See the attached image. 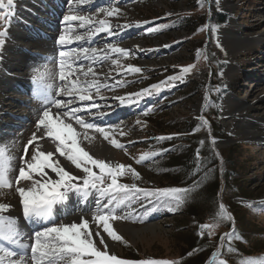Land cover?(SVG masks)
<instances>
[{"label":"rangeland","instance_id":"1","mask_svg":"<svg viewBox=\"0 0 264 264\" xmlns=\"http://www.w3.org/2000/svg\"><path fill=\"white\" fill-rule=\"evenodd\" d=\"M40 1L55 0H15V9L21 15L29 17L27 11L30 12ZM110 6L121 10L120 15L109 18L114 28L117 24L125 23L133 26L123 30L115 28L118 33L116 37H107L101 33L95 37L96 43L91 44V47L103 48L105 43H116L134 54L119 58L122 68L112 65L111 60L93 65L97 73L103 74L99 77L101 82L109 74L115 80L129 82L112 90L101 89V94L106 99L97 98V103L102 106L100 111L108 113L105 118H111V115H117L120 108L123 109L119 101L113 99L114 96L138 92L163 81L179 72L181 66L192 64L194 68L183 82H175V87L162 86L158 95L145 97L139 104L128 105V114L117 115L112 124L123 122L122 129L126 135L120 136L117 132L116 138L126 145V151L117 149L99 133H95L98 143L112 147L116 163L131 165L140 174L138 180L130 174L121 177V183H135L142 189H154L183 188L198 182L188 200L175 211H168L167 207L153 203L152 207L156 210L145 218L140 207L143 204L147 210L148 201L143 197L138 203L133 201L131 208L137 210L136 215L127 220L112 222L123 241L108 238L110 253L126 259H179L182 264H186L185 257H191L198 250L206 254L201 264H210L213 252L218 250L222 251L219 259L225 260L226 264H242L245 258H264V250L259 249L264 245V208H261V204H264V40L259 39L264 33V0H92L91 4L82 6L78 14L91 15L98 8ZM69 8L66 0L60 13L70 14ZM10 22L0 20V31L15 25L17 21L12 17ZM58 25L61 28L65 26L61 22ZM161 25L168 27L146 34L148 28ZM46 27L42 29V33L50 35L48 33L51 31ZM33 37L47 40L44 35ZM83 46L89 45L85 43ZM52 55L55 56L54 53ZM116 58L115 55L112 56V59ZM1 60L0 51V67ZM30 63H33V58L27 61V65ZM50 63H39L28 78L31 79L45 68L51 70L54 63ZM85 64L87 67V62ZM128 65L140 67L143 71L123 77L116 75L122 69L126 70ZM107 82L114 83V80L109 79ZM12 83L9 95L14 96V99L20 98L22 94L16 93L19 84ZM217 88L220 89L219 92L216 91ZM206 95L208 100H205ZM3 97L5 99L7 96ZM10 102H4V108L7 109L6 105ZM13 105L16 102L13 101ZM148 108H153V111L144 115ZM200 116L209 121V126L198 128L193 133V129L200 123ZM137 120L140 121L139 124L136 123ZM93 121L100 124L103 119L93 118ZM187 122L190 134L196 135L195 140L199 142L195 153L199 149L203 162V167L196 170L195 174L191 172L192 180L186 178L189 174L187 168L184 170L178 166L186 157L188 142L185 138L189 135L184 133L186 129L183 125ZM176 126L183 132L177 133L178 130L174 129ZM256 127L261 128L258 133H255ZM23 130L20 129L21 134H16V138L7 136L0 142L17 139V155H20L21 143L25 142ZM175 134H179L178 138ZM169 135L174 138L155 139ZM100 144L97 146L98 150ZM162 149L167 151L140 164L135 162L144 152ZM99 153L98 158L104 159L103 153ZM245 161L248 166L241 168L239 164ZM208 169L212 171L209 172ZM215 174L219 179L224 176V179L217 190L214 203L209 204L204 202H208V198L203 191L207 185L205 182L211 181ZM93 197L81 209L65 207L62 213L70 214L74 210L92 215L96 208V196ZM241 201L258 203L255 208L250 209ZM191 202L201 203L205 210L202 220L189 218L184 214L185 205ZM220 202L234 216V222L219 223L215 234L211 236L207 232L203 236L199 235V225L213 222L212 218ZM131 208L124 211H130ZM120 214L122 213H117ZM12 216H18L19 224L25 227V231H31L32 228L21 221L20 214ZM61 221L62 218L56 219V223ZM233 227L239 238L232 240L231 246L235 251L229 252L227 240L223 241L221 249V235ZM131 228L137 231L133 234ZM190 236L204 238L198 250L185 247V240Z\"/></svg>","mask_w":264,"mask_h":264},{"label":"snow or ice","instance_id":"2","mask_svg":"<svg viewBox=\"0 0 264 264\" xmlns=\"http://www.w3.org/2000/svg\"><path fill=\"white\" fill-rule=\"evenodd\" d=\"M68 3L70 14L64 15L61 23L65 26L56 38V45L59 47L54 67L51 70L45 68L31 77L34 85L33 97L39 104L35 131L27 143L23 144V154L19 156L16 140L0 142V196H6L14 190L13 194L18 197L23 219L39 227V230L29 234L20 226L18 217L8 214L13 205L0 202V241L3 242L0 243V264H182L179 259H126L110 253L108 238L112 241H123L112 222L127 220L136 215L137 210L131 208L133 201L138 203L141 197L148 201L147 210L143 204L140 207V212L145 218L156 210L152 207L153 203L167 207L168 211H175L188 200L198 182L183 188L154 189H142L135 183H121V177L130 174L138 180L140 174L131 165L114 164L105 159L94 158L81 146L85 141L91 144L96 138L94 133H99L111 145L126 151V145L116 138L117 132L120 136L126 135L122 129L123 122L100 126L93 122V118L102 120L108 115L100 111L102 106L97 103V98L106 99L101 94V89L112 90L129 82L123 79L115 80L111 74L105 76L104 82H101L99 77L103 74L97 73L93 65L111 60L112 65L122 68L119 58L134 53L116 43H105L103 48L91 47V44L96 43L95 37L101 33L107 37H116L118 33L115 28L123 30L133 25L125 23L113 27L109 18L121 14L118 7L98 8L96 13L82 15L78 14L82 6L91 4L92 0H68ZM14 15L15 0H0V20L10 24ZM167 27L168 25L150 27L146 34L159 32ZM81 29L84 31L81 32ZM6 36L5 28L0 31V46L5 44ZM85 43L89 46H83ZM197 53H200L199 49ZM113 55L117 58L112 59ZM193 68L192 64L181 66L179 72L163 81L138 92L114 96L113 99L118 100L121 106L139 104L145 97L158 95L162 86L175 87V82H183ZM142 71L140 67L128 65L126 70L122 69L116 75L123 77ZM109 79L114 80V83H108ZM216 91L219 92L220 89L217 88ZM205 100H208L207 95ZM151 111L153 108H148L144 115ZM198 119L200 123L193 129V133L198 128L209 126V121L204 116ZM136 123L139 124L140 121L137 120ZM178 135L175 134L176 138ZM173 138V135H169L155 139ZM44 141L54 144V151L46 150ZM212 143L214 144L215 140ZM164 151L167 150L144 152L135 162L140 164ZM60 157L68 164L62 163ZM69 165L80 170V174H74ZM201 167L203 162L198 149L194 174ZM208 171L211 172L212 169ZM73 194L82 204L86 203L90 196H96V208L90 219L80 215L78 222L56 223L53 216L54 207L65 204ZM241 203L252 209L258 202ZM128 208L131 210L124 211ZM261 208H264V204H261ZM118 212L122 214L117 215ZM212 219L211 223L199 225V235L203 236L207 232L211 236L215 234L219 223L234 222V216L223 202L218 204ZM237 238L239 237L234 227L223 233L221 249L223 241L227 240L228 251H235L231 242ZM221 255L222 251H214L210 264H226L225 260L219 259ZM242 264H264V258H245Z\"/></svg>","mask_w":264,"mask_h":264},{"label":"bare ground","instance_id":"3","mask_svg":"<svg viewBox=\"0 0 264 264\" xmlns=\"http://www.w3.org/2000/svg\"><path fill=\"white\" fill-rule=\"evenodd\" d=\"M65 3L66 0H55L53 2L40 1L39 3H37V6L30 10V12L27 11L29 17L21 15L15 9V15L13 16V18L17 21L15 23L16 26L11 25V27H7L8 35L6 38V42L3 46H0V51L2 54V65L0 67V140L7 138V136L9 138H16V134H21L19 133L20 129H24L22 132H25V134L23 133L25 144L31 137L32 132L35 131V123L38 118L37 109L39 108V104L30 96L29 88L31 86L32 80L29 79L28 76L32 73V71H34L35 67L39 63L44 62L51 64L50 62L52 61L54 63L59 47L58 45H56V38L63 28L58 25V22H62L64 17V15L60 13V9ZM54 20H56L57 23L53 24L52 22ZM44 27L51 31V33H48L50 35L42 33V29ZM35 35H44L47 37V40L45 41L43 38H34L33 36ZM259 39L264 40V33L259 36ZM53 53L55 54V56L52 55ZM31 58H33V63L27 65V61ZM48 58H52V61ZM3 73H5V75H3ZM12 82L18 83L19 86H21H18L16 88L18 89L16 93L19 95L22 94L20 98L14 99V96L11 97L9 95V92L13 88ZM3 96L7 97L3 99ZM6 101H11L8 105H6L7 109L4 108V104L6 103ZM13 101L16 102V105H13ZM122 108L123 109L120 108V111L117 115L123 116L127 113L126 110L128 108V105H125ZM117 115H115L114 118L111 117L112 120L111 118L104 117L103 121L100 123V126L112 124ZM260 130V127H256L257 132L255 133H258V131ZM254 131L255 130H253V132ZM94 135L96 138L91 144H88L85 141L81 146L85 147L87 151L89 150V154L93 155L94 158H98V155L100 154L99 151H101L103 153L102 157L105 160L111 161L115 164L116 161L114 159L112 147L106 146L104 144L103 146L102 144L98 143V137L96 136L97 134L94 133ZM98 144H100L101 146L99 147V150L97 148ZM21 145L22 147L20 148V155H22L23 142L21 143ZM43 146L48 151H54L55 148L54 144H51L48 141H44ZM59 159L62 163L68 164V162L65 161L63 157H60ZM17 167H19L18 160ZM69 167L72 168L74 174H80V171L78 169H75L74 166L69 165ZM17 172L18 170L16 169V173ZM13 192L14 190L10 191L6 196H0V202L10 203L13 205L10 213H8L9 215H19L22 213L21 208L18 204V197L15 196ZM89 199L93 200V195L90 196ZM67 202L65 204L54 207L56 209V212L53 214L55 221L56 219L62 218L64 222H78L80 215H84L86 218L90 219L91 215L81 213L80 211L73 210L72 212H70V214L62 213L65 207H71L72 209L76 208L79 210L88 201L82 204L80 203L77 196L73 194L70 200ZM22 228H24L25 230L24 226H22ZM131 229L133 234L137 231L133 228ZM34 230H39V227L35 224L34 229L32 228L31 231L26 230V232L30 234Z\"/></svg>","mask_w":264,"mask_h":264},{"label":"trees","instance_id":"4","mask_svg":"<svg viewBox=\"0 0 264 264\" xmlns=\"http://www.w3.org/2000/svg\"><path fill=\"white\" fill-rule=\"evenodd\" d=\"M183 126L186 129V130H184V133H188L187 135H189V136H187V138H185L186 142H188L186 152H185L186 157L184 158L183 162H181V164L178 166L183 168L184 170L186 167L188 172H189V174H187L186 178H190V180H192L193 177L191 176V172L196 168L195 154H197V152L195 153V150H196L199 142L195 140L196 135L190 134L191 130L189 128L190 126L188 125V122L186 124H184ZM174 129L178 130L177 133L183 132V131L182 132L180 131L181 129L178 128V126L174 127ZM242 163H244V164H242ZM242 163L239 164V166L241 168L248 166L246 161L242 162ZM168 169H170V167ZM193 176H195V175L193 174ZM216 176L217 175L215 174V177L213 179H211V181L208 180L205 182V184H207V185H206V187L204 186L203 192L206 194V197L208 198V202L207 201H204V202L209 203V204L214 203V201H215L214 198L216 196L217 190L219 189V186L221 185V181L224 179V176L221 179H219ZM225 181H226V179H225ZM184 211H185L184 214H186V216L189 218H196L198 220H202V218L205 216V213H204L205 210L202 209L201 203H196V202L188 203L185 205ZM202 239H203V241H201ZM203 242H204V238L199 239V238H196L194 236H190V237L186 238V240H185V247L189 250L194 249V248H196L198 250L199 246ZM259 249L264 250V245H262ZM205 255H206L205 253H203V252L201 253V251L198 250L197 253H194L189 258L185 257L184 260H186V264H201L204 260Z\"/></svg>","mask_w":264,"mask_h":264}]
</instances>
